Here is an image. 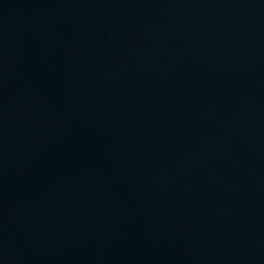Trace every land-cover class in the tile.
Returning a JSON list of instances; mask_svg holds the SVG:
<instances>
[{"label":"water","instance_id":"obj_1","mask_svg":"<svg viewBox=\"0 0 264 264\" xmlns=\"http://www.w3.org/2000/svg\"><path fill=\"white\" fill-rule=\"evenodd\" d=\"M0 264H264V0H0Z\"/></svg>","mask_w":264,"mask_h":264}]
</instances>
